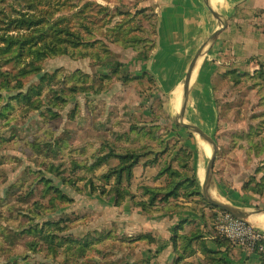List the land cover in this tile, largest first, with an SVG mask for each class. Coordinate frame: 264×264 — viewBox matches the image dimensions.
I'll return each mask as SVG.
<instances>
[{"label":"trees","instance_id":"obj_1","mask_svg":"<svg viewBox=\"0 0 264 264\" xmlns=\"http://www.w3.org/2000/svg\"><path fill=\"white\" fill-rule=\"evenodd\" d=\"M158 17L159 12L152 5L138 8L133 13L121 11L118 7L105 8L94 1L82 4L81 0H0V151L9 147L22 154L9 153L0 159V182H8L9 174L17 172L27 161L25 173L36 175L29 187L37 184V190L42 192L37 196V190H28L19 195L27 196L11 202L10 198L28 180L22 176L13 181L5 195L0 193V258H5V264H33L30 252H43V246L53 256L63 253L64 259L56 264H87L85 260L89 259L90 251L104 256L100 264H132L127 260L138 243L157 244L158 239L152 232L120 236L115 228H94L81 237L74 235L71 231L86 222L84 216L75 211L66 212L58 219L41 220V212L54 214L61 206L76 201L58 182L79 194L91 193L113 199L117 208L129 203L132 210L139 208L148 215L168 213L173 217L181 205L180 198L194 199L205 204L199 211H207L212 223L217 222L222 210L208 202L200 191V183L191 165L194 151L184 146L179 138L167 139L168 131L140 127L116 132L115 141L106 139L94 148L91 142L75 145L71 126L61 130L60 115L69 98L99 93L105 88L101 80L108 78L106 72L89 74L77 68L67 75L63 68H58L45 73L39 82L29 81L30 76L43 70L47 59L69 56L73 60L91 58L92 65L110 64L114 74L118 75L124 69L118 77L123 82L130 78L128 67L140 63L144 74L158 84L148 69V61L156 48ZM143 19L153 22V30L143 25ZM111 43L133 48L135 58L127 64L118 60ZM222 80L230 81L228 86L233 88L236 99L245 87L255 90L258 104L263 107V111L254 114L258 120L252 126L255 134L249 133L245 137L246 144L234 141L232 149L245 150L248 155L253 151L257 155L263 154L264 63L254 74L240 72L237 68L218 73L214 80L216 94V84ZM116 81H110L109 88ZM8 90L15 94L5 93ZM237 103H243V99H238ZM228 107L227 101L222 104L220 120ZM29 119L34 122L31 126L37 127L38 131L9 128L13 120L21 125ZM2 123L6 125L2 126ZM147 138H154L157 145L148 143ZM149 155L151 159L143 160ZM219 155L220 149L217 161ZM92 158H95L94 162H90ZM113 159L117 164H110ZM98 164H110L98 176L104 182L97 183L93 174L80 173L82 170L93 171ZM149 166L158 168L151 178L153 183L135 187V168H142L144 175ZM255 172H264V166H258ZM82 180L84 186L79 185ZM263 190L264 179H257L254 175L242 185L244 192L261 193ZM28 198L34 200L27 204ZM40 198L48 199L49 205L43 204ZM201 234L198 222L191 234H174L170 238L169 244L178 255L177 260L183 257L179 243L184 252L192 248L190 253H194L193 246ZM213 234L217 239L222 238L217 231ZM201 246L212 264H228L220 252L208 249L204 241ZM119 248L130 252L126 251L125 257L111 258L113 251ZM255 253L263 257L261 264H264V251L256 249ZM159 255L158 250L150 257H143L142 264H161L157 259Z\"/></svg>","mask_w":264,"mask_h":264},{"label":"rangeland","instance_id":"obj_2","mask_svg":"<svg viewBox=\"0 0 264 264\" xmlns=\"http://www.w3.org/2000/svg\"><path fill=\"white\" fill-rule=\"evenodd\" d=\"M86 1H94L96 3L100 2V4L105 8L113 9L115 7H118L121 11H132L133 13H135L136 9L146 6L148 7L149 5L155 6V8L157 9V0H81V3L83 4ZM250 3V0H247L246 6H248V4ZM242 7L244 8L245 6H239L238 11H241ZM148 13L151 14L152 12L149 11ZM217 15H219V13ZM218 18L220 19L221 24L225 25V22L227 21V15L225 13H221ZM117 19L119 18L117 17L116 20ZM142 23L147 27H151V30H153V27L151 26L153 25V22L150 23L148 20L143 19ZM251 36L253 37L252 41H255L256 39H264V34L259 35L258 32H253ZM110 45L112 51L118 55L117 59L126 64L136 56V52L131 47L126 48L112 43ZM204 51L206 56L207 52L206 50ZM262 56H264V51H262ZM177 60L178 58L176 57L172 59V61L174 62H176ZM92 62L93 60L91 58L73 60L69 56H59L56 58L47 59V61L43 65V70L39 74H36V76H30L29 80L39 82L41 80V77L45 75V73H52L58 68H63L64 72L67 75L71 74L77 68L82 69L89 74H103V72L107 73L106 75L108 76V78H106L105 80H101V82L104 84V89H102L99 93L92 94L90 96L81 94L79 96L70 97L68 105L60 115L61 130L67 126L72 127V139L75 145L79 146L91 142L93 143V147L97 148L98 144L106 139L110 140L111 142L115 141L114 133L116 132L130 131L131 129H138L140 127L148 128L149 130L158 128L161 131L164 130L168 132L179 129L183 130L184 134L188 133L187 127L183 125L182 117L179 120L177 119L176 122V120L174 121L171 116L172 110L175 111L176 115L178 114V110H180L178 105L182 101L184 103L185 100L184 96H182L184 74L182 75V79L177 89L175 90V94L170 93L168 98L167 94L162 95L161 92L160 94H158L157 84L155 83L154 79L149 78L148 75L144 74L142 65L140 63H137L136 66H132L131 68L128 67L130 78L127 81L123 82L122 80H119L118 77L125 71L124 69L118 75L114 74L112 65H108L107 63L92 65ZM257 71H255L254 73H256ZM179 72L180 71L175 68L174 64V71L171 74V81L176 80ZM115 80L117 81L113 83L111 88H109V82ZM228 84H230V81L228 80H222L221 82L216 84V90L218 91V95L220 97L218 99L220 109H222V104L226 101L229 103V107L224 111L223 115H221L222 120H220V126L213 133V135L218 138V151L220 149V155L217 161V154V162L215 161L212 179L214 181V186L218 194V196L215 198L233 204L231 201L224 199V197L222 196L221 186L219 185L221 182H219V180L221 179V181L224 182L225 176L223 175L228 174L229 177H232L237 172L239 174L242 171L241 166L243 162L245 164H243V166L245 168L247 178H249L251 175H254V177H256L257 179H264V172H255L258 166H264V153L257 155L255 151H253L251 155H248L245 150L238 148H236L235 150L232 149V144L234 143V141H243V143L246 144L245 137L249 133L255 134L252 126H255L258 123V120L254 118V114L263 111V107L258 104V96L255 90H249L247 87H245V89L240 93L239 98L236 99L233 95V88L229 87ZM7 92H9L11 95L15 94L10 90L6 91L5 93ZM6 97L7 96L3 98L2 102H4V99ZM155 98H160L163 103L162 101L159 102ZM238 99H243V103H237ZM36 117L37 116H35V118ZM32 124H34V122L31 123L30 119L21 125L17 123L16 120H13L10 122L9 128H15L16 130L18 128H26L34 132L38 131L37 127L35 128L34 126H31ZM4 125L6 124L2 123V126ZM109 131H112V134H110ZM262 136H264V130L262 131ZM147 142L152 145H157V141L154 138H147ZM8 146L12 145H7V147ZM201 147L202 149H204L202 144ZM9 153L21 154L20 152L8 147L0 151V159L3 156L6 157V155ZM90 156L92 155H89V157ZM149 159H151L150 155L145 157L143 160ZM94 161L95 158H92L90 160V162ZM208 162L209 157L207 153V155L204 156V160L202 161L203 174L200 176L201 182L203 179L202 177L207 170ZM112 163L117 164V160L113 159L110 164L112 165ZM26 164L27 161L24 166H22L17 172H11L9 174L8 182H0V193L2 195H5V190L13 183V181L22 176L28 178L24 186L19 187L20 190L17 191L16 195L10 198L11 202H16L17 198H24L28 195L24 194L21 197L19 196L20 193H26L28 190H31L32 192L37 190V184L29 187L31 181L33 180V178H35L36 175L25 173L24 170ZM110 164H98L93 171L88 172L86 170H82L80 171V173L89 175L93 174L96 177V182L102 183L104 182V179H99L98 176L101 175L105 170H107ZM235 166H237L238 168H236ZM231 169L236 171L238 169V171L232 172ZM143 181H145L146 183H153L151 177H146V179H143ZM58 183L60 184L62 189L74 196L76 201L74 204L61 206L60 209L54 214H49V212H41V220L47 218L58 219L59 216L66 212L70 213L71 211H75L84 216L86 222L84 221L85 224L77 225L76 228L71 231V233H73L74 235L81 237L94 228H105L107 230L110 228H115L120 236L128 234V232L130 231L127 223L128 220H126V213L128 209L125 206L117 208L113 204V199L103 198L99 195H91V193L79 194L72 188L67 187L60 182ZM201 184L202 183H200V191ZM224 184L230 188L226 180ZM79 185L84 186V180L80 181ZM253 194L260 196L258 197V200H261L264 204V192H253ZM36 195L40 196L42 195V192L37 190ZM33 200L34 198H28L26 200L27 204H30ZM39 200H41L43 204L46 203V205H49L47 203L48 199L40 198ZM238 206L252 208L250 206L247 207L244 205ZM252 209L255 208L253 207ZM253 223L264 229V226L262 224L256 222ZM141 243L142 242L136 245L135 251L127 260L132 264H142L141 259L143 257H147V252H152L151 250H148V248L151 247L150 245ZM43 249L44 251L40 253L30 252L33 264H56L57 262H61L64 259V255L62 252L57 256H53L46 250L45 246H43ZM126 251L129 250H120V248L116 249L115 252L113 251V254L110 257H125L127 255ZM103 257L104 256L99 255L96 252L90 251L89 259H86L85 261L87 264H100ZM136 258H138V260H135ZM1 263H6L4 257L0 258V264Z\"/></svg>","mask_w":264,"mask_h":264},{"label":"crops","instance_id":"obj_3","mask_svg":"<svg viewBox=\"0 0 264 264\" xmlns=\"http://www.w3.org/2000/svg\"><path fill=\"white\" fill-rule=\"evenodd\" d=\"M250 2L246 6L247 0H216L219 15L221 13L227 15V21L225 25H222L218 13L210 16L208 8L202 4V0H157L159 17L156 48L148 61V69L158 81V94L160 92L162 95L167 94L168 98L170 93L175 94L182 75L184 74V78L186 76L188 58L192 49L202 41L208 40L214 34L215 28H223L212 47L209 50L204 49L207 55L195 74L189 91V119L192 126L199 132L213 135L220 126V104L218 102L220 97L214 89V80L217 74L233 68H237L243 73H254L260 69L261 63H264V56H262L264 39L252 41L253 37L251 36L253 32H258L259 35L264 34V0H250ZM241 5L245 7H242L241 11L239 10V14L238 7ZM174 57L178 58L176 62L172 61ZM174 64L180 72L176 80L171 81ZM183 106L182 110H178L177 115L174 110L171 111L174 121L177 122V119L182 117ZM187 130V134H184L183 130H172L166 138H179L184 146L194 151L191 165L197 180L202 183L200 181V176L203 174L202 161L207 152L202 149L201 143L191 131ZM243 164L242 162V171L239 174L238 169L237 171L231 169L232 172L236 171L237 173L232 177H229L228 174L223 175L225 176L224 182L226 180L230 188L221 179L219 180L222 196L233 204L264 208L262 201L258 200L260 196L242 191V185L247 178ZM134 172L133 185L137 187L146 183L143 181L146 177L152 178L156 175L158 170L156 167L149 166L142 175V168L136 167ZM180 199L181 205L173 217H170L168 213L148 215L139 208L132 210L131 205L126 203L124 205L128 209L126 220H128L130 230L127 235L152 232L158 241L148 250L154 254L158 250L160 251L157 259L161 264H212V261L203 253L201 241L206 243L208 249L220 252L228 264H261L263 257L260 254L248 251L242 245L232 242L217 231V222L212 223L207 211L204 213L199 211L201 207H205V204L196 202L194 199H185L184 197ZM198 222L201 224L202 236L193 246L196 252L190 253L192 248H189L188 252H184L181 243H179L178 247L183 257L177 260L178 255L173 246L169 244L170 238L174 234L177 236L191 234L196 230ZM215 231L222 238L217 239L213 234ZM152 252H147V256L154 255Z\"/></svg>","mask_w":264,"mask_h":264},{"label":"water","instance_id":"obj_4","mask_svg":"<svg viewBox=\"0 0 264 264\" xmlns=\"http://www.w3.org/2000/svg\"><path fill=\"white\" fill-rule=\"evenodd\" d=\"M202 4L208 8V0H202ZM222 31H223L222 27L215 28L214 34L208 40L202 41L197 46H195L190 52L188 58L187 72L182 84L183 85L182 96H184L185 98L184 106H183V115H182L183 125L191 131V133L194 135V137L198 140L199 143L205 144L209 141L213 142V147L211 148L212 150L211 158L209 159L207 170L201 184V191L204 197L207 199V201L217 206L222 211H227L233 214L241 215L243 217H250V218L263 217L264 208L252 209V208L241 207L235 204L228 203L224 200L217 199L208 194V187L210 184V180L212 179L215 161L218 154V141L216 136L212 134L209 135L210 137L203 136L195 127L192 126L189 119V114H188L189 91H190L191 83L196 73L197 54L202 49L209 50L212 47V45L215 43V41L218 39Z\"/></svg>","mask_w":264,"mask_h":264},{"label":"built area","instance_id":"obj_5","mask_svg":"<svg viewBox=\"0 0 264 264\" xmlns=\"http://www.w3.org/2000/svg\"><path fill=\"white\" fill-rule=\"evenodd\" d=\"M217 231L248 251H264V229L245 217L222 211L216 223Z\"/></svg>","mask_w":264,"mask_h":264},{"label":"bare ground","instance_id":"obj_6","mask_svg":"<svg viewBox=\"0 0 264 264\" xmlns=\"http://www.w3.org/2000/svg\"><path fill=\"white\" fill-rule=\"evenodd\" d=\"M218 11H219V8H218V4L216 3V0H209V3H208V14L210 16H212V15L217 14ZM204 57H205V51H204V49H202L197 54V65H196V73L195 74H197V71L199 70L200 66L202 65ZM183 104H184L183 101L179 103L178 106H179L180 110H182ZM200 133L203 136H205V137H209L208 133H206V132H203V133L200 132ZM212 145H213V142H211V141L203 144V148L208 153L209 159L211 158V154H212V152H211ZM208 194L210 196H212V197H217L218 196L217 190H216V188L214 186L213 179L210 180V184H209V187H208ZM245 219H247L248 221L260 223V224H262L264 226V217H256V218L245 217Z\"/></svg>","mask_w":264,"mask_h":264}]
</instances>
